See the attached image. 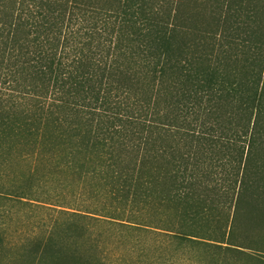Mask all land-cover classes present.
Masks as SVG:
<instances>
[{"label":"trees","instance_id":"16d2710c","mask_svg":"<svg viewBox=\"0 0 264 264\" xmlns=\"http://www.w3.org/2000/svg\"><path fill=\"white\" fill-rule=\"evenodd\" d=\"M8 199L96 200L192 264H264V0H0ZM62 250L29 264H91Z\"/></svg>","mask_w":264,"mask_h":264},{"label":"rangeland","instance_id":"374dc122","mask_svg":"<svg viewBox=\"0 0 264 264\" xmlns=\"http://www.w3.org/2000/svg\"><path fill=\"white\" fill-rule=\"evenodd\" d=\"M19 166L18 171L23 172L9 178L10 184L21 185L22 176L30 171L24 164ZM87 205L76 203L71 207L47 201H1L2 222L7 225L6 229L0 230V246L4 245L5 257L0 264H29L27 249L31 245L47 243L50 237L63 246L65 260L75 254L78 260L91 264H192L187 259V252L174 251L178 246L170 236L126 226L129 225L126 221L83 216L85 211L89 212L87 208L100 207L103 203L89 200ZM69 229L74 232L69 235L59 233ZM55 231L59 236L52 235ZM196 252L197 258L200 257ZM68 261L71 263L70 259Z\"/></svg>","mask_w":264,"mask_h":264}]
</instances>
